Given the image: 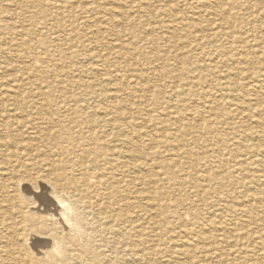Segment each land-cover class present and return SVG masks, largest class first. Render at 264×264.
I'll return each mask as SVG.
<instances>
[{
  "label": "bare ground",
  "instance_id": "6f19581e",
  "mask_svg": "<svg viewBox=\"0 0 264 264\" xmlns=\"http://www.w3.org/2000/svg\"><path fill=\"white\" fill-rule=\"evenodd\" d=\"M76 1L81 2L83 0H75V2ZM219 1L220 0H218V2ZM30 2L32 1L22 0L21 6L27 10L26 5L29 6V4H31ZM97 2L98 0L94 2L89 1L88 3L86 2V5L73 3L68 7H63L69 10H66L67 13L71 14V16L69 15L68 17L69 20L71 17L79 19V15L83 17V14L86 15L90 11L94 13L95 18L99 20L101 15H104V11L101 10L102 8L99 9ZM138 2L144 5L142 8L143 10H141V12L143 11L144 13H150L152 7H154L156 11L160 9L163 16H166V13L172 12L167 6L163 5L164 3L162 4L159 1L157 2V7L154 4L155 0H138ZM218 2L216 0H200L199 4L203 9L218 16L222 15ZM254 2L264 3V0H255ZM241 6L243 12L239 13L237 19L246 20L248 18L251 21L255 20L261 23L258 28L256 27L259 37H257V39L251 37L252 40H250V38L249 41H247L251 45L250 47L253 55L250 57V68L246 65L245 68L234 70L236 73H234V76L237 80L241 76L242 80H249V84L246 83L248 86L238 85L236 90H230V92L234 94L236 91H241V88L247 86V89L249 87L252 90V95L254 94L253 96L255 98H253V100H264V6L256 7L251 0L244 2ZM254 6L256 7L255 10L252 8ZM176 11L178 12V10ZM13 12L15 13L14 10ZM48 12L42 11L40 16H44ZM50 14L51 13H48V17ZM189 14H191V12H189ZM53 15L51 14L50 17H53ZM205 15H207V13ZM130 16L131 15H129V17ZM56 17L57 19L63 20L60 14ZM109 19H107V21ZM188 19L187 22L189 21ZM86 20H88V18ZM128 21L134 23L135 19L131 16ZM2 22L5 24V28L12 31L13 28L9 27L8 22L5 20H2ZM184 22L186 21L184 20ZM193 23L195 24V22ZM247 23H250V21ZM220 25L221 29L216 35L212 33L204 35L206 44L212 49H218L222 46L219 45V38L225 35L222 26L226 25V22L221 21ZM109 26L110 27H104V29L116 30L115 28L118 27ZM184 27L188 28L190 31L193 30V27L189 26V24H184ZM96 28L97 26L95 24L85 25V28H77L76 31L74 27L65 29V26L48 28V33L51 32L52 35L55 34L54 36H57L55 39L53 38L54 46L56 50L58 49L57 52H52L55 57V63L60 64V62L63 63L65 60L71 61L76 57L78 45L72 42L73 37L72 34H70L72 31L77 35L84 36L88 45H92V43L99 42H96L95 36L98 34ZM168 28L173 31L178 29L173 25L168 26ZM94 29L97 32H95ZM25 30L26 29H24L21 34L22 39L20 40V44L26 47L24 49L26 57L31 65H34L36 62L43 63V53L40 51L41 44L38 43L33 36L35 32L32 20L27 33H25ZM119 30L123 36L124 33L121 32L122 28H119ZM200 30L204 32L206 29L201 28ZM252 31L254 30H249V32ZM194 33L196 34V32ZM253 33L254 32H252V34ZM146 34L147 33H145V36H147ZM244 34L248 37L251 36L247 33ZM17 35L19 34L17 33ZM140 40L137 39L135 42L139 44ZM112 42L115 43V41ZM48 45L49 44H47V46ZM69 45V55L62 54L60 48ZM226 47L227 48H223V51L226 53L230 52L232 46L227 45ZM243 49L244 48H242V50ZM109 50L108 48V51ZM10 56H12V54H10ZM86 59L93 60V62L97 60L92 53L88 54ZM1 61L2 60H0V62ZM224 61L225 60L222 62ZM226 61L230 62L231 59ZM233 61L235 62V60ZM69 62L68 64H70ZM229 62L227 63L229 64ZM102 66L87 63L86 66L75 68V71L79 74L81 73L89 76L91 79V81L85 83L77 79L72 82L75 88L82 90L80 91V96L77 97L76 100L70 96L66 98H56L51 96V94H42L37 95V97H30V99L36 102L33 106H24L19 96H11L7 100L0 101V108L3 111L7 109V111H10L11 114L14 115V118L9 119L7 123L3 121H1L3 123L0 122V142H2L0 144V264H41L36 257L40 252L38 249H40V247L41 249L47 248V246H51L54 253H64L65 261L61 264H142V259L147 257L141 254L142 252L139 250V237L141 234L140 222L142 219L140 200L143 196L141 187L148 185L150 188L145 199L143 198L149 203L151 207L150 211L154 210V208H158L154 206V202L156 198L159 197V190L153 187V182H145L149 179V174L153 171V168L156 167L155 165L158 164L156 158L160 154L158 149L162 144L167 145L166 148H168L170 152V155L168 154L167 156L168 160L162 165L165 169V174L169 175L170 179H174L173 181H175V185L178 188L184 189L185 182L177 179L176 173L170 171L171 167L176 166V172L181 174L185 178L184 180H187V183L190 184V187L186 189V195L189 201H187L185 207L187 208L186 214L190 217L191 222L194 223L193 225L196 226L194 236L192 237L195 240L193 239L192 243L189 244L185 242L186 240H183L185 237L193 235L189 231H186L187 233L183 232V237L176 240V250L174 248V250H171L168 264H194L195 261H192L191 257L194 256L196 251H201L206 246H208V251L206 252L216 260L215 263L224 264L225 260H223L222 257L227 254L230 249L236 247L232 245V243H234L235 236L237 235L234 236V232H232L230 228L217 229L220 226H212L216 223L214 224L211 219L213 217L210 218L212 214H209L206 208L214 207L213 211H215L218 210L215 209L216 206L217 208L221 207L219 211H221L226 218L231 220L235 218V215L238 213L240 215L238 217L243 216L246 218L247 222L250 224L249 227L253 225L251 230L252 233L246 237L250 239V242L252 241L249 246L250 248L244 249L241 253L248 256L249 264H264V225L262 224L264 222V132L261 129L258 131L256 129L262 128L261 125L264 123L253 118L254 111H258L259 109L256 107L253 111L248 102H241V104L239 103L240 105L236 104L234 109H232L233 117H241L237 118L238 122H232L230 121L232 113L223 114L216 106L212 109L210 108V113L216 127L211 128L208 126V124L212 123H201L204 116L201 117L199 113L200 124L195 127L192 126L193 128H191V131H189V126L185 127L181 123V121L185 120L184 118L179 116V114L175 115V113H171L172 116L169 117L170 122L164 126L173 127L172 132L169 134L161 133L158 131L155 115L144 110L146 105L142 104L140 109L131 113L127 109L120 111L116 108L117 102L115 100L117 99H115V97L111 96L110 98L109 96L95 94V88L101 86V78L106 74L102 73ZM224 66H226V64ZM5 73L7 74V72ZM48 76L51 78L52 74L49 73ZM258 80L261 84L257 82V84H259L257 86L256 81ZM69 83L71 84V81ZM201 85L202 84H200V86ZM58 86L57 84L55 88ZM131 97L132 96H130V98ZM230 106L232 105L228 107ZM87 109H90L91 112H86ZM263 112L260 113L263 114ZM244 113L246 116H244ZM130 115H133L134 118H131ZM191 118L193 117L191 116ZM25 128L33 132V140L24 141L21 137V133ZM226 130L229 132L232 130L229 136L224 132ZM204 135H207V138L210 135L213 136L214 144L224 146V148L220 147L221 149H218L221 151L220 153L219 151L216 153L208 150L211 142L208 143V146L205 145V141L202 140ZM144 145L147 146L149 150L147 154L143 153L142 148ZM188 145L189 147L192 146V148L187 149L186 146ZM224 150L227 151V155L222 153ZM24 157L26 158L23 159ZM231 162L233 165L228 169V163ZM16 187L20 188V192L17 191L13 199L9 198V191ZM25 193H29L30 196L27 198ZM160 197H162L161 194ZM210 200L214 201L211 203L212 205L209 204ZM233 200L239 201V204L237 203L238 206L234 205ZM182 202H184V200H182ZM253 206L258 209L261 208L260 211H263L262 214H254L252 210ZM203 211H206V213L204 214ZM242 220L244 222V219ZM197 221L203 223H197ZM242 223L240 224L243 225ZM259 223L263 225L262 229L258 228ZM206 225L210 226L208 227L210 229V231H208L210 235H205V231H202V226ZM245 227L247 226L245 225ZM243 228L244 227H242V229ZM239 230H241V228ZM66 231L69 242H63L62 240V233ZM219 231H221V238L216 235ZM150 233H152V231ZM228 247L231 248L228 249ZM235 264L244 263L237 261Z\"/></svg>",
  "mask_w": 264,
  "mask_h": 264
},
{
  "label": "rangeland",
  "instance_id": "374dc122",
  "mask_svg": "<svg viewBox=\"0 0 264 264\" xmlns=\"http://www.w3.org/2000/svg\"><path fill=\"white\" fill-rule=\"evenodd\" d=\"M25 1H29V0H25ZM31 1L32 2H30L31 4H29V6L26 5V8H27V10H26L21 6L22 0H14V1L13 0H0V7H1L0 8V60H2L0 62V101L7 100L11 96H19V99L21 98L24 106H28V105L33 106L36 102H34V100L30 99V97H37V95H42V94H45V95L51 94V96L56 97V98H60V97L66 98V97L70 96V97H73L74 100H76V98L80 96V91H82V90L75 88L74 85L72 84V82L77 79V80H80V81L85 83V82L91 81V79L89 78V76H86V75L81 74V73L79 74L77 71H75V68H78L80 66H86L87 63H89V64L93 63V64H97V65H101V66L103 64L102 73H104V74L106 73L101 78V82H100L101 86L95 88L96 89L94 91L95 94L96 95L100 94L103 96L104 95L109 96L110 98H111V96L115 97V99H117V100H115L117 102L116 108L120 111H122L123 109H127L131 113V112H135L136 110L140 109L142 104L146 105V108L144 110H147L150 114L155 115L156 123L158 124V126H157L158 131L161 133L169 134L172 132L173 127L171 128V127L164 126V125H167L170 122L169 117H171L173 113H175V115L179 114V116H181L182 118L185 119L184 121H181V123L185 127L189 126L190 127L189 131L192 130L191 128L200 124V118H199L200 114H201V117L202 116L205 117V118L203 117V119L201 120V123H204V124L205 123H212V124H208V126H210L211 128H215L216 125L214 124V119L210 113V110L216 106H217V109L219 111H221L223 114L232 113V118L230 121L238 122L237 118L241 117V116H238V117L234 116L233 117V112H232L233 110L232 109H234L236 104L240 105L241 102H248L250 104V107H252L253 111H254V108L257 107V109H259V110L254 111L253 118L256 120L258 119L257 121L264 123V121H263L264 120V116H263L264 115V112H263L264 100H258V101L253 100V98H255V97L253 96L254 94L252 95V93H253L252 90L249 87H248V89L246 88L248 86L247 84H249L248 83L249 80L244 81V80H242L241 76L237 80L234 76L236 74L234 72V70L236 71L237 69H242L243 67L245 68L246 65L249 66V68H250V66H251L250 57H252L253 55L251 52L252 51L251 47H250L251 45L247 41H249V39L251 37L254 39H257V37H259V35L257 34V28L260 26L261 22L255 21V20L251 21L248 18L246 20L237 19V16H239V13L243 12V10H242L243 8H242L241 4L243 5L244 2H246L248 0H244V1L243 0H220L219 2H218V0H216L218 2L219 9L222 12V15H218V16H216L215 14H212L211 12L207 11L206 9H203L199 4L200 0H194V1L193 0H190V1L189 0H175V1L174 0H161V1L155 0L156 3L154 2V4L156 7L158 6L157 2L159 1L162 4L164 3L163 5L167 6L170 11L172 10V12L166 13V16L164 15L165 17L162 15L163 13L160 9H157V11H158L157 12L154 7H152V9H151L152 11L150 13H146V12L144 13L143 11L141 12V10H143L142 8L144 7V5L142 3H139L138 0H124V1L123 0H98L97 3H98L99 9L102 8L101 10L104 11L103 12L104 15H101L99 20L95 18V14L92 13L91 11L89 13H87L86 15L83 14V17H82V15H79L80 20L74 19L75 17H71L69 20L68 17H69V15L71 16V14L67 13V11H69V10L63 7V6L68 7L70 4H73V3L74 4L77 3L78 5H86L89 1L94 2L96 0H83V1H81L83 3H81L80 1L75 2V0L74 1L73 0H60V1L59 0H56V1L53 0L54 2L52 0H45V1L44 0H31ZM251 1L253 2V5H255L256 7H263L264 6L263 2H259L260 3L259 4L258 2L257 3L254 2L255 0H251ZM33 2H34V4H33ZM172 2H173V4H172ZM184 2H186V3H184ZM167 3H169V4H167ZM257 4H258V6H257ZM113 5H115V6H113ZM255 6L252 7L253 10L256 9ZM3 7H5V8H3ZM13 10L15 11V13L13 12ZM176 10H178V12ZM42 11H46V12L49 11L48 13H51L52 15L54 13L55 14L53 15V17H50L51 14L48 17V13L46 15L43 14L44 16H40ZM20 12H21V14H20ZM134 12H136V13H134ZM152 12H153V14H152ZM189 12H191V14H189ZM26 13H27V15H26ZM122 13L125 15V17ZM142 13H143V15H142ZM206 13H207V15H205ZM8 14H10V15H8ZM58 14L61 15L63 20L57 19L56 16ZM157 14H158V16H157ZM192 14H194V15H192ZM195 14H197V15H195ZM129 15L134 17V19H135L134 23H132L131 21H128L131 17V16L129 17ZM64 17H65V19H64ZM87 18H88V20H86ZM106 18L107 19L110 18V19L107 21ZM145 19H146V21H145ZM187 19L189 20L188 22H187ZM192 19L193 20L195 19V20L193 21ZM236 19H237V21H236ZM2 20H5L6 22H8L9 27L13 28L12 31L10 29L5 28L6 26H5V24H3ZM31 20L33 21V24H34V32L35 33L33 34V36H34L35 40H37L38 43L41 44L40 51H42V53H43L42 54L43 63L36 62L34 65L33 64L31 65L30 61L28 60V58L25 55L26 53H25L24 49L26 47L21 46V44H20V40L22 39L21 34H22L24 29H26L25 33L28 32V28L31 26ZM35 20H36V22H35ZM77 20H79V21H77ZM103 20H106V21H103ZM184 20L186 22H184ZM19 21H20V23H19ZM59 21H61V22H59ZM93 21H95V22H93ZM221 21L226 22V25L222 26L224 28L225 35H223V37L219 38V43H220L219 45H222V46L218 49H212L209 45L206 44L205 39H204V35L209 34V33L216 35L217 32L221 29L220 28ZM249 21H250V23H247ZM193 22H195V24ZM239 22H241V23H239ZM43 23H44V25H43ZM83 23H85V24H83ZM152 23H153V25H152ZM90 24H95L97 26L96 29L98 30V34L95 37H96V42L97 41H99V42L94 43V44L92 43V45H88V42H86L84 36L77 35L76 33H73V31L71 32V30H70V32H71L70 34H72V37H73V41H72L73 44L78 45V47H77L78 52L76 54V57H74V59L71 61L65 60V62H63V63L60 62V64L55 63V57H54V54H52V52H54V51L57 52L58 49L56 50V47L54 46L53 38L55 39L57 36H54L55 34L52 35L51 32H49L50 33L49 34L48 28L65 26V29H67V28L69 29L70 27L71 28L74 27L75 31H76L77 28H81V27L85 28V25H90ZM184 24H189V26L193 27V30L190 31L188 28L184 27ZM109 25H111L112 27H114V26L115 27L118 26V27L115 28L116 30L104 29V27H107V26L110 27ZM171 25L175 26V28L177 27L178 31L177 30L173 31L172 29H169L168 26H171ZM225 26H227V27H225ZM14 27H15V29H14ZM164 27H165V29H164ZM43 28H44V30H43ZM119 28H122L121 32L124 33L123 36L121 35ZM166 28L168 31L166 30ZM201 28L202 29L204 28L206 30H204V32H202L200 30ZM248 29L254 30V31H252L254 33L252 34V32H249ZM182 30H184V31H182ZM245 30H246V32H245ZM94 31H95V29H94ZM110 31H111V33H110ZM179 31H181V32H179ZM95 32H97V31H95ZM194 32H196V34ZM17 33L19 35H17ZM145 33H147L146 34L147 36H145ZM244 33H247L249 36L250 35L251 36L248 37ZM149 34H151V35H149ZM239 35H240V37H239ZM173 36H174V38H173ZM200 37H201V39H200ZM252 38L250 40H252ZM80 39H82V40H80ZM137 39H139V40L141 39L139 41V44H138V42H135V40H137ZM217 40H218V38H217ZM112 41H115V43ZM1 42H3V43H1ZM47 44H49V45L47 46ZM106 44H107V46H106ZM241 44L243 45V47ZM227 45L232 46L231 51L228 53L223 51L224 50L223 48H227L226 47ZM80 46H82V47H80ZM46 47H48V48H46ZM69 47H70V45L69 46H62L60 48V52L64 55L65 54L69 55V53H70ZM108 48L110 49L109 51H108ZM242 48H244V49L242 50ZM47 52H49V53H47ZM209 52H211V53H209ZM91 53L95 55V58H97V60H94V62H93V60H87L86 59L87 55L91 54ZM10 54H12V56H10ZM194 55H196V56H194ZM245 56H247V57H245ZM214 57H216V58H214ZM211 59H214V60H211ZM228 59H231V61L230 62L226 61ZM223 60H225L226 63H225V61L222 62ZM233 60H235V62ZM68 62L70 64H68ZM227 62H229V64ZM196 63H198V64H196ZM239 63H241V64H239ZM225 64H226V66H224ZM19 66H21L22 68ZM178 66H179V68H178ZM104 68H106V69H104ZM5 72H7V74ZM49 73L52 74L51 78H49V76H48ZM149 74H151V75H149ZM47 78H49V79H47ZM171 79H172V81H171ZM41 80H43V81H41ZM70 81H71V84L69 83ZM143 81H145V82H143ZM59 82H61V83H59ZM257 82L259 84H261L260 81L258 80V81H256L257 86L259 85V84H257ZM133 83H134V85H133ZM142 83H144V84H142ZM57 84L59 86L55 88V86ZM200 84H202V85L200 86ZM203 85H206V86H203ZM238 85H241V86L247 85V86L241 88V91H239V90L236 91L234 94L232 92H230V90H236V88H238ZM146 86H147V88H146ZM100 88H101V90H100ZM99 92H101V93L103 92V93L101 94ZM115 92H116V94H115ZM166 92H168V93H166ZM121 96H123V97H121ZM130 96H132V97L130 98ZM134 96H135V98H134ZM6 97H8V98H6ZM197 97H199V98H197ZM146 99H148V100H146ZM231 99H233V100H231ZM169 100H170V102H169ZM236 100H238V101H236ZM35 101H36V99H35ZM128 102H129V104H128ZM130 102H131V104H130ZM191 103H192V105H191ZM122 104H124V105H122ZM213 104H214V106H213ZM229 105H232V106L228 107ZM190 109H192V110H190ZM86 112H91V111H90V109H87ZM260 112L261 113L263 112V114H261ZM182 113H183V115H182ZM87 114H89V113H87ZM13 116L14 115H12L10 111H7V109L3 111L0 108V122L3 121L4 123L5 122L7 123V121H9V119L14 118ZM162 116H164V117H162ZM191 116L193 118H191ZM244 116H246L245 113H244ZM130 117L134 118L133 115H130ZM189 117H190V119H189ZM3 122H1V123H3ZM185 123H187V124H185ZM261 126H262V128H256V129H257V131L261 129L264 132V124H262ZM227 131L228 130H226L224 132H226L229 136V134H231L232 130H231V132H229V131L227 132ZM239 131H240V129H239ZM240 133H241V131H240ZM21 137L24 139V141H31V139L33 140V138H34V134L32 131H30V129L25 128L21 133ZM187 138H188V136H187ZM208 138H207V135H204V137L202 138V140L205 141L204 142L205 145H207V146L209 145L208 143L211 142L209 145L210 147H208V150L214 151L216 153L219 151V153H220L221 151L218 149L220 147L224 148V146H218L217 144H214L215 142H214L213 136L210 135V136H208ZM206 142H207V144H206ZM1 143L2 142H0V144ZM213 146L214 147L216 146L215 147L216 149ZM166 147H167V145H164V144H162V146L161 145L159 146L158 150H159L160 154L156 158L158 161L157 162L158 164L155 165L156 167H154L153 171L149 174V179H147V181L145 182V183L153 182L154 183L153 187H156V190H159V193L162 195V197H160V194H159V197H157L155 202H154V206H156L158 208H154V210L150 211L151 207L149 206V203L146 200H144L145 196L150 191V188L148 187V185L147 186L144 185L141 187L142 192H143L142 199L143 198L144 199L140 200V205H141V209H142V212H141L142 213V219L140 222L141 234L139 237V250H140V252H142L141 254H144L147 257V258L142 259V264H168L169 263L168 261H170L169 260V256H170L169 254H170L171 250L173 248L176 250V248H175V246L177 245L176 240L180 237H183L182 236L183 232L189 231L193 235L185 237L183 240H186L185 242L190 244L193 242L194 238H192V237L194 236V231L196 230V226L193 225L194 223L191 222L190 217L186 214L187 208L185 207L186 206L185 204L187 203V201H189V198L186 195V193H187L186 189L190 187V184L187 183V180H184L185 178L181 174L176 172L177 167L174 166V167L170 168V171L176 173L177 179H180L182 182L183 181L185 182V188L184 189L178 188L175 185V181H173L174 179H170L169 175L165 174V169L162 167V165L166 162V160H168L167 159L168 154L170 155V152L168 151V148H166ZM188 147H189V145L186 146L187 149L192 148V146H190L189 148ZM142 149H143V153H145V154L149 153L147 146L144 145V147ZM222 153L226 154L227 151L224 150ZM25 158L26 157H24L23 159H25ZM232 165H233L232 162L228 163V169H230ZM180 177H182V178H180ZM17 191L20 192V188L16 187L15 189L9 191V193H8L9 198L13 199V197H14L15 193H17ZM239 194H238V196H239ZM25 196L28 198L30 195H29V193H27ZM182 200H184V202H182ZM213 200H210V203H209L210 205H212L211 203L214 202ZM233 203H234V205L238 206L239 201L233 200ZM208 208H206V211L209 214H212L210 216V218L213 217L211 219L214 222V224L216 223L215 225H212L213 227H219L220 226L217 229H220V228L221 229H223V228L229 229L230 228V230L232 232H234V236L237 235V236H235L234 243H232V245H234L236 247L233 249H230L231 247H228V249H230V251L222 257L223 260H225L224 264H235V263H237V261H240L244 264H246V262H247V264H249L248 256L242 254L241 252H243L244 249L250 248L249 246H250L252 241L250 242V239L246 238V237H247V235L252 233L251 230H252L253 225H251V227H249L250 224L247 222L246 218L243 216L238 217V216H240L238 213L235 215V218L231 219L233 221H231L230 219L226 218L225 215L222 214L221 211H219V208H221V207L217 208V206H216L215 209H218V210H215V211H213L214 207L209 208V209ZM256 208L257 207H255V206H253V209L251 208L253 210L254 214H260L261 215L263 212V211H260L261 208H259V209L258 208L256 209ZM236 209H239V208H236ZM206 211H203V213L205 214ZM155 217H156V219H155ZM214 217H216V218H214ZM241 218L244 219V222ZM219 221H220V223H219ZM200 222L201 221H197V223H200ZM202 223L203 222H201V224ZM237 223H238V225H237ZM240 223H242L243 225H241ZM262 224L264 225V222ZM262 224L259 223L258 228L262 229L263 228ZM245 225L248 228L245 227ZM226 226H228V227H226ZM236 226L238 227V230L240 228H241V230L238 231ZM259 226H261V227H259ZM208 227H210V226L209 225L202 226V228H203L202 231L203 232L205 231V235H210L208 232V231H210V229ZM242 227H244V228L242 229ZM255 227H257V226H255ZM151 231H152V233H150ZM219 232H217L216 235H218V237L221 238L220 237L221 231H219ZM248 232H250V233H248ZM62 240H63V242H69V237H68L67 231L62 233ZM146 242H147V244H146ZM40 249H41V247H40ZM40 249H38V250L40 252L41 251L42 252L41 253L39 252L36 257L39 260V262H41V264H61L65 261L64 253L63 252H61V253L55 252L54 253V250L51 246H47V248L45 247L41 250ZM239 250H241V251H239ZM206 251H208V246L204 247V249H202L201 251H196L194 256L191 257V260L195 261L194 264H211V263L216 264L215 263L216 260L213 257H211V255ZM50 252H53V253H50ZM207 254H209V255H207ZM227 258H228V260H227ZM231 259H232V261H231Z\"/></svg>",
  "mask_w": 264,
  "mask_h": 264
}]
</instances>
